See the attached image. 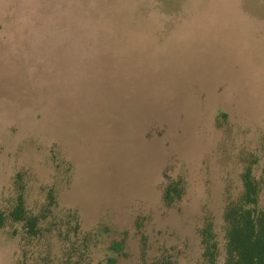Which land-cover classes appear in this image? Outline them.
I'll list each match as a JSON object with an SVG mask.
<instances>
[{
    "label": "rangeland",
    "instance_id": "1",
    "mask_svg": "<svg viewBox=\"0 0 264 264\" xmlns=\"http://www.w3.org/2000/svg\"><path fill=\"white\" fill-rule=\"evenodd\" d=\"M248 166L264 174V0H0V209L22 192L46 215L34 239L0 229V264H202L208 221L221 264Z\"/></svg>",
    "mask_w": 264,
    "mask_h": 264
},
{
    "label": "trees",
    "instance_id": "2",
    "mask_svg": "<svg viewBox=\"0 0 264 264\" xmlns=\"http://www.w3.org/2000/svg\"><path fill=\"white\" fill-rule=\"evenodd\" d=\"M241 187L239 197L228 202L222 213L224 244L221 264H264V205L261 206L259 202L260 194L264 190V174L259 179H255L251 167H246L241 174ZM182 193L181 180L167 183L161 196L163 203L170 205L179 200ZM52 205H54V199L51 193H48V208ZM45 217L44 212L29 213L22 192H18L9 210L0 209V229L8 223L20 224L23 236L28 240L34 239L40 236V224ZM67 217L73 225L68 228L67 232L61 234L63 240H67L69 235L76 236L79 231L76 213L70 211ZM198 235L202 264H220L218 263L219 247L212 223L205 222ZM84 240L86 238L82 242ZM110 247L113 251L122 250L120 242H114ZM109 261L114 262L112 259ZM20 264L27 263L21 262ZM152 264L172 263L167 259H159Z\"/></svg>",
    "mask_w": 264,
    "mask_h": 264
}]
</instances>
